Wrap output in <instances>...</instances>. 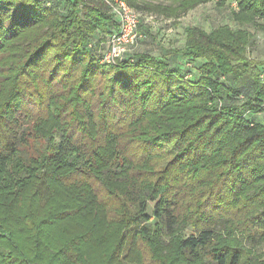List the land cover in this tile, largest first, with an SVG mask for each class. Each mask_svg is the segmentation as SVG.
<instances>
[{"label": "trees", "instance_id": "16d2710c", "mask_svg": "<svg viewBox=\"0 0 264 264\" xmlns=\"http://www.w3.org/2000/svg\"><path fill=\"white\" fill-rule=\"evenodd\" d=\"M125 1L180 18L213 0ZM226 2L264 30V0ZM116 28L104 0H0V264H264L254 34L187 27L192 74L103 63Z\"/></svg>", "mask_w": 264, "mask_h": 264}, {"label": "rangeland", "instance_id": "374dc122", "mask_svg": "<svg viewBox=\"0 0 264 264\" xmlns=\"http://www.w3.org/2000/svg\"><path fill=\"white\" fill-rule=\"evenodd\" d=\"M232 10L228 2L221 6L218 4V0H213L209 4L200 6L182 15L180 18H167L162 15L140 13L142 16L141 24L143 26L142 31H140L142 41L128 55L132 56L142 52L148 53L166 61L171 69L191 70L192 74H196L198 73V67L202 65L201 61H185L175 57L174 54L176 50L185 47V29L187 27H198L206 32H210L220 26L228 25L233 29H243L253 33L254 42L248 48V54L254 60L264 61V30L260 25L250 26L237 24L233 20ZM147 18H149L148 21ZM262 23L260 22V24ZM143 34H147L148 37L144 39ZM101 49L102 54H104L105 46H102ZM188 78H191V76ZM255 120L264 123V112L256 116ZM253 249L256 253L264 255V247H256Z\"/></svg>", "mask_w": 264, "mask_h": 264}, {"label": "built area", "instance_id": "2783aa9c", "mask_svg": "<svg viewBox=\"0 0 264 264\" xmlns=\"http://www.w3.org/2000/svg\"><path fill=\"white\" fill-rule=\"evenodd\" d=\"M104 1L117 25L116 31L107 37L105 53L102 54V62L110 64L122 59L138 45L142 38L139 31L142 16L132 9L125 0Z\"/></svg>", "mask_w": 264, "mask_h": 264}]
</instances>
